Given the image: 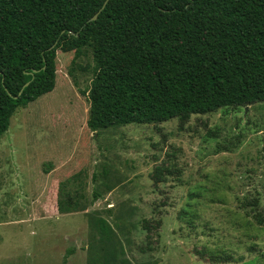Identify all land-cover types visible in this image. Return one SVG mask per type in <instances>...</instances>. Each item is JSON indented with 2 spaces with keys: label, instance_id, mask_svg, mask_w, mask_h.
Segmentation results:
<instances>
[{
  "label": "rangeland",
  "instance_id": "1",
  "mask_svg": "<svg viewBox=\"0 0 264 264\" xmlns=\"http://www.w3.org/2000/svg\"><path fill=\"white\" fill-rule=\"evenodd\" d=\"M94 65L58 51L0 139V264H264V102L94 134Z\"/></svg>",
  "mask_w": 264,
  "mask_h": 264
},
{
  "label": "trees",
  "instance_id": "2",
  "mask_svg": "<svg viewBox=\"0 0 264 264\" xmlns=\"http://www.w3.org/2000/svg\"><path fill=\"white\" fill-rule=\"evenodd\" d=\"M70 50L93 54V133L264 102V0H0V139Z\"/></svg>",
  "mask_w": 264,
  "mask_h": 264
},
{
  "label": "water",
  "instance_id": "3",
  "mask_svg": "<svg viewBox=\"0 0 264 264\" xmlns=\"http://www.w3.org/2000/svg\"><path fill=\"white\" fill-rule=\"evenodd\" d=\"M108 2V1H107ZM107 2L104 4L103 8L100 10V12L93 18V20H96L99 16V14L102 12L103 9H105L106 5H107ZM96 134V132L94 133Z\"/></svg>",
  "mask_w": 264,
  "mask_h": 264
}]
</instances>
